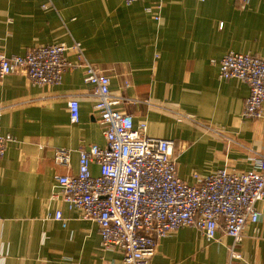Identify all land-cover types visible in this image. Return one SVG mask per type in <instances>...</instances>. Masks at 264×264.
Wrapping results in <instances>:
<instances>
[{"label":"crops","instance_id":"0c3cea01","mask_svg":"<svg viewBox=\"0 0 264 264\" xmlns=\"http://www.w3.org/2000/svg\"><path fill=\"white\" fill-rule=\"evenodd\" d=\"M46 1L0 0L4 52L79 42L109 76L111 93L131 101L116 108L134 126L144 122L148 136L174 141L182 180L222 167L247 171L264 156V101L260 117L243 118L247 84L219 77L228 52L264 58V0H52L43 8ZM157 4L158 20L146 10ZM83 74L65 70L59 84L45 86L19 73L0 78V132L12 138L0 158V264H121V251L102 248L98 224L62 201L54 179L76 174L79 149L105 145ZM70 96L79 102L74 123ZM55 149L70 150L68 166L54 162ZM90 169L97 174V165ZM257 208V222L245 225L237 244L242 264H264V200ZM231 242L220 230L207 240L182 226L157 240L150 264H226Z\"/></svg>","mask_w":264,"mask_h":264},{"label":"built area","instance_id":"2783aa9c","mask_svg":"<svg viewBox=\"0 0 264 264\" xmlns=\"http://www.w3.org/2000/svg\"><path fill=\"white\" fill-rule=\"evenodd\" d=\"M51 1L42 7L47 8ZM122 1L130 5L137 0ZM160 7L157 4L155 10H146L158 20ZM70 54L73 59L68 58ZM77 67L83 68V81L95 97L93 108L103 125L105 145L79 149L76 174L54 176L62 201L79 210L83 219L98 224L102 248L120 250L121 264H150L157 240L182 226L194 227L207 240L215 239L219 230L227 234L232 242L226 264H242L237 244L245 225L256 223L260 215L257 203L264 200V156L256 158L247 171L222 167L206 175L193 173V182L187 183L177 175L174 141L148 136L144 122L134 126L131 114L116 108L131 101L111 93L109 76L88 62L79 42L43 44L22 55H7L0 39V78L19 73L37 86L56 85L65 70ZM219 77L245 82L249 94L241 115L245 119L261 116L264 58L228 52L220 59ZM67 107L70 121L77 122L79 102L75 96H70ZM184 118L189 116L179 115L177 120ZM11 139L0 132V158ZM69 151L55 149L54 162L68 166ZM91 164L98 166L97 174H92ZM54 218L62 220L59 210Z\"/></svg>","mask_w":264,"mask_h":264}]
</instances>
